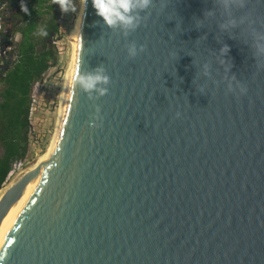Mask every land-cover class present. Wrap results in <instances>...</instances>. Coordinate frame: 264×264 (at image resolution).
Listing matches in <instances>:
<instances>
[{
    "label": "water",
    "instance_id": "1",
    "mask_svg": "<svg viewBox=\"0 0 264 264\" xmlns=\"http://www.w3.org/2000/svg\"><path fill=\"white\" fill-rule=\"evenodd\" d=\"M130 14L109 27L84 0L73 75L108 91L70 88L49 164L1 195L0 222L36 180L0 264H264V0Z\"/></svg>",
    "mask_w": 264,
    "mask_h": 264
},
{
    "label": "trees",
    "instance_id": "2",
    "mask_svg": "<svg viewBox=\"0 0 264 264\" xmlns=\"http://www.w3.org/2000/svg\"><path fill=\"white\" fill-rule=\"evenodd\" d=\"M17 1L1 0L5 7L0 9V47H9L12 55L0 68V189L13 163L33 154L31 90L57 63L55 42L60 36V8L53 0H26L28 14ZM41 27L46 29L47 36L37 35ZM16 34L20 35L18 41H14Z\"/></svg>",
    "mask_w": 264,
    "mask_h": 264
},
{
    "label": "rangeland",
    "instance_id": "3",
    "mask_svg": "<svg viewBox=\"0 0 264 264\" xmlns=\"http://www.w3.org/2000/svg\"><path fill=\"white\" fill-rule=\"evenodd\" d=\"M18 1L19 6H22L23 4L26 7V0ZM68 2L75 7V11L69 10L68 12H62L60 9L58 18L60 24V36L55 42V47L57 50V63L44 73L41 81L32 86L30 118L33 132L31 137V149L33 154L27 158V162L24 164L22 172L32 166L35 163L37 157L44 152L55 129L58 116L60 90L72 52L69 34L74 26L81 5V0H68ZM4 17L5 16L3 15V18ZM1 33L0 39L2 37ZM19 39L20 35L16 34L14 36V41H18ZM9 50V47H5L1 50L0 64L6 65L7 60L12 59V55H10L8 52ZM22 172H16L9 176L7 181H5L4 185L0 189V197L11 184H13L22 176Z\"/></svg>",
    "mask_w": 264,
    "mask_h": 264
},
{
    "label": "clouds",
    "instance_id": "4",
    "mask_svg": "<svg viewBox=\"0 0 264 264\" xmlns=\"http://www.w3.org/2000/svg\"><path fill=\"white\" fill-rule=\"evenodd\" d=\"M53 2L59 6L62 12H68L69 10L75 11V7L70 4L68 0H53ZM150 3L151 0H92V6L96 10V14L103 19L106 25L109 27H115L119 24L126 30H132L137 27L138 24V17L133 16L130 13L134 9H145ZM21 10L25 14H28V9L23 4ZM37 35L47 36L46 29L44 27L39 28ZM144 50V46H140L139 51L143 52ZM221 51L226 53L228 51L227 46ZM128 55L130 58H134L137 55V48L135 45L129 47ZM67 81V87L74 88L79 84L82 90L89 94H91L92 90H95L98 96H104L108 91L107 87L100 86L109 84V77L104 74L102 68H98L94 74H88L86 76L70 75ZM245 93L246 89H242V94ZM102 119L100 108L99 106H96L95 114L89 121V127H99L100 124L97 123V121H102Z\"/></svg>",
    "mask_w": 264,
    "mask_h": 264
},
{
    "label": "bare ground",
    "instance_id": "5",
    "mask_svg": "<svg viewBox=\"0 0 264 264\" xmlns=\"http://www.w3.org/2000/svg\"><path fill=\"white\" fill-rule=\"evenodd\" d=\"M82 11H83V0H81V5L74 23L73 28L70 31L69 34V39L71 41V45H72V52H71V58L70 61L68 63L67 69H66V73L64 76V80H63V84L60 90V96H59V107H58V116H57V121H56V125H55V129L52 133V136L50 138V141L46 147V149L44 150L43 153H41L35 163L30 166L29 168H27L26 170H24L22 172V177H29L31 175H33L34 173H38L39 171H41L42 169H44L50 162L52 154H53V150L55 148L58 136L60 134L61 128H62V124H63V120H64V116H65V111H66V105H67V98H68V93H69V87H67V79L70 75H73V70H74V66H75V51H76V44H77V37H78V30H79V25L81 22V18H82ZM36 184V180L31 181L25 188L24 192L22 193V195L18 198V200L13 203L8 210L6 211V213L4 214V217L2 218L1 222H0V244L1 241L3 239V236L7 230V228L11 225V223L13 222L14 217L16 216V214L18 213V211L20 210L21 206L23 205L26 197L28 196V194L33 190L34 186Z\"/></svg>",
    "mask_w": 264,
    "mask_h": 264
},
{
    "label": "built area",
    "instance_id": "6",
    "mask_svg": "<svg viewBox=\"0 0 264 264\" xmlns=\"http://www.w3.org/2000/svg\"><path fill=\"white\" fill-rule=\"evenodd\" d=\"M4 3H1V0H0V9H2L4 7ZM0 29H1V19H0ZM31 115V111H30V114L29 116ZM30 121H31V118H30ZM31 130H32V124H31ZM33 135V132L31 131V137ZM27 162V159H24V160H20V161H16L15 163H13V166H12V169L11 171L9 172L8 176H7V179L9 178L10 175L18 172V173H21L23 168H24V164ZM6 179V181H7Z\"/></svg>",
    "mask_w": 264,
    "mask_h": 264
},
{
    "label": "flooded vegetation",
    "instance_id": "7",
    "mask_svg": "<svg viewBox=\"0 0 264 264\" xmlns=\"http://www.w3.org/2000/svg\"><path fill=\"white\" fill-rule=\"evenodd\" d=\"M2 62V61H1ZM4 64H0V68H3Z\"/></svg>",
    "mask_w": 264,
    "mask_h": 264
}]
</instances>
